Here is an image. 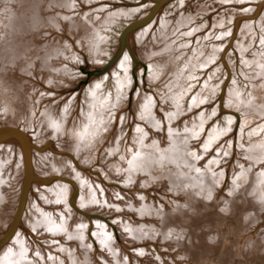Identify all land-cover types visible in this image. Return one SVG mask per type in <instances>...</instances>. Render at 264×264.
Masks as SVG:
<instances>
[{
	"label": "rangeland",
	"instance_id": "obj_1",
	"mask_svg": "<svg viewBox=\"0 0 264 264\" xmlns=\"http://www.w3.org/2000/svg\"><path fill=\"white\" fill-rule=\"evenodd\" d=\"M263 15L264 0H0V85L13 81L22 96L32 95L35 101V107L16 106L20 113H29L12 123L0 106V125L25 128L32 159L28 183L21 141H0L6 150L7 143L17 145L22 171L15 204L7 208L0 227V241L5 240L0 254L19 233L26 245L44 249L47 256L52 251L59 257V246L71 252L78 243L80 252L89 254L88 264H109L100 255L99 222L109 232L111 245L122 252L124 261L118 264H264V200L258 197L264 194V112L251 111L249 103L255 98L264 104ZM254 21L255 30L249 28ZM19 43L33 51L13 57V62L10 48ZM47 56L53 71L39 65ZM33 59L42 73L28 70L35 66ZM49 110L65 121L64 133L49 129L52 124L48 127L44 114ZM255 139L262 143L256 145ZM36 155L43 156L45 171L34 168ZM144 158L153 171L144 169ZM55 161L63 164L61 170L50 168ZM68 164L70 170L64 169ZM247 173L253 179L242 181ZM57 182L64 190L60 199H45L37 192L40 204L35 199L31 208L60 216L72 211L71 230L84 227L90 248L49 230L37 232L25 221L35 186L45 190ZM96 190L103 200L91 202L97 206L84 205ZM143 207L155 213L143 214ZM131 227L142 236L133 235ZM80 255L75 258L83 260Z\"/></svg>",
	"mask_w": 264,
	"mask_h": 264
},
{
	"label": "bare ground",
	"instance_id": "obj_2",
	"mask_svg": "<svg viewBox=\"0 0 264 264\" xmlns=\"http://www.w3.org/2000/svg\"><path fill=\"white\" fill-rule=\"evenodd\" d=\"M243 1V0H242ZM6 5V4H5ZM258 6V8L259 9H261V5H257ZM9 8H11V7H9ZM132 8V7H131ZM137 8V7H136ZM17 10V9H16ZM11 11V10H10ZM15 11V10H14ZM131 11V10H130ZM130 11H128V12H130ZM173 12V11H172ZM32 15V14H31ZM118 15V14H117ZM124 15V14H123ZM12 16H14V15H12ZM17 16V17H16ZM119 16V15H118ZM264 16V15H263ZM15 17L16 18H18V15H15ZM20 17V16H19ZM125 18V17H124ZM12 18H10V20H11ZM160 19V18H159ZM164 19V18H163ZM168 19V18H167ZM263 19V18H262ZM259 20V25H262V21L263 20ZM170 20V19H169ZM168 20V21H169ZM7 21H9V20H7ZM92 21V20H91ZM21 22V21H20ZM87 22V21H86ZM89 22V21H88ZM153 23V22H152ZM169 23V22H168ZM14 24V23H13ZM24 24H26V23H24ZM81 24V23H80ZM87 25V24H86ZM96 25V24H95ZM170 25V24H169ZM26 26V25H25ZM166 26V25H165ZM164 26V27H165ZM171 26V25H170ZM172 26H174V24L172 25ZM264 26V25H263ZM9 27V26H8ZM24 27V26H23ZM159 27V26H158ZM2 28V27H1ZM5 28V27H4ZM26 28V27H25ZM98 28V27H97ZM166 28V27H165ZM173 28V27H172ZM172 28H170V29H172ZM181 27H179V29H180ZM249 28H252L253 30H255L256 28L258 29V27H257V22L256 21H254L253 23H250L249 24ZM30 29V28H29ZM28 29V31H30ZM100 29V28H99ZM147 29V28H146ZM145 29V30H146ZM167 29V28H166ZM166 29H165V31L163 32L162 31V36H166V34L168 33V31H167V33H166ZM169 29V28H168ZM167 29V30H168ZM176 30L178 29V28H175ZM25 30V29H24ZM248 30V29H247ZM2 31V30H1ZM11 31V30H10ZM9 31V32H10ZM40 31H41V29H39V31H38V33H40ZM19 32V31H18ZM35 32H37V31H35ZM101 32H102V30H101ZM149 32V31H148ZM170 32V31H169ZM172 32H173V30H172ZM175 32V31H174ZM7 33V32H6ZM152 34H153V31L151 32ZM247 33V32H246ZM4 34V33H3ZM8 34V33H7ZM9 34H11V33H9ZM23 34V33H22ZM13 35V34H12ZM24 35V34H23ZM26 35H28V34H26ZM154 35V34H153ZM4 36H5V34H4ZM4 36H2V37H4ZM15 36V35H14ZM22 36V35H21ZM33 36L35 37V36H38V34L37 33H35V34H33ZM40 36V35H39ZM155 36V35H154ZM160 36H161V34H160ZM5 37H7V36H5ZM13 37V36H12ZM16 37H18V39H19V36H16ZM15 37V38H16ZM23 37V36H22ZM151 37V36H150ZM168 37H170V36H168ZM1 38V37H0ZM163 38V37H162ZM161 38V39H162ZM180 38V37H179ZM2 39V38H1ZM7 39V38H6ZM12 39V38H11ZM14 39V38H13ZM23 39V38H22ZM40 39V38H39ZM156 39V38H155ZM105 40H106V38H105ZM147 40H149V39H147ZM153 40V39H152ZM5 41V40H4ZM20 41V40H19ZM41 41H42V39H41ZM143 41V40H142ZM155 41V40H154ZM160 41V40H159ZM6 42V41H5ZM153 42V41H152ZM156 42V41H155ZM186 42V41H185ZM31 43V42H30ZM34 43V42H33ZM39 43H41V42H39ZM139 43V42H138ZM142 43V42H141ZM143 43H145V42H143ZM147 43V42H146ZM157 43V42H156ZM169 43V42H168ZM173 43V42H172ZM0 44H3V43H1L0 42ZM101 44V43H100ZM99 44V45H100ZM239 44V43H238ZM35 45V44H34ZM152 45V44H151ZM155 45V44H154ZM168 45V44H167ZM5 46H7L6 44H5ZM41 46V45H40ZM102 46V45H101ZM1 47V46H0ZM32 47H34V46H32ZM38 47V46H37ZM5 48V47H4ZM36 48V47H35ZM47 48V47H46ZM100 48V47H99ZM156 48H158L157 46H156ZM240 48L243 50V48L240 46ZM9 49V48H8ZM43 49H44V47H43ZM50 49V48H49ZM10 50H12V52L10 51ZM10 56H12L11 57V60L13 61L14 59H13V57L15 58V59H17L16 57H19V56H21V54H25L24 56H28L30 53H32V49L30 48V45H28V44H25V43H19V44H17V45H15V46H13V47H11L10 48ZM46 50V49H45ZM105 50V49H104ZM147 50H148V48H147ZM161 50H162V48H161ZM8 51V52H9ZM52 51V50H51ZM166 51V50H165ZM45 52V51H44ZM47 52H49V51H47ZM148 52V51H147ZM175 52V51H174ZM53 53V52H52ZM52 53H50V56L52 55ZM140 53H142V52H140ZM145 53V52H144ZM44 55V54H43ZM47 55V54H46ZM49 55V54H48ZM139 55H141V54H139ZM152 55V54H151ZM155 55V54H154ZM167 55V54H166ZM175 55V54H174ZM173 55V56H174ZM34 56H36V54L34 55ZM45 56V55H44ZM142 56V55H141ZM258 56V55H257ZM260 56V55H259ZM258 56V57H259ZM21 57H23V56H21ZM37 57H42V56H36V58ZM168 57V56H167ZM4 58V57H3ZM33 58V57H32ZM35 58V57H34ZM49 58L50 57H48L47 56V60L46 59H44L45 61L44 62H41V64H39L40 66H42V68H43V66H46L48 69L50 68V70H52V64H50V62H49ZM158 58V57H157ZM161 58V57H160ZM176 58V57H175ZM23 59V58H22ZM54 59V58H53ZM264 59V58H263ZM35 62H36V60L35 59H33ZM38 60H41V58L40 59H38ZM38 60H37V62L36 63H34L35 64V66H33L34 68H32V64L31 65H29V67H28V70L29 71H31V72H35L36 73V70L38 69L37 67H39V65H37V63H38ZM51 60V59H50ZM155 60H157V59H155ZM249 60V59H248ZM11 61V62H12ZM42 61V60H41ZM175 61V60H174ZM258 61V60H257ZM1 62V61H0ZM3 62V61H2ZM10 62V61H9ZM14 62V61H13ZM25 62V61H24ZM164 62V61H163ZM31 63V62H30ZM40 63V62H39ZM4 64V63H3ZM27 64V63H26ZM172 64V63H171ZM246 64V63H245ZM252 64V63H251ZM260 64H261V66L263 65L264 66V64H263V62H262V60L260 59ZM259 64V65H260ZM27 65V66H28ZM128 65V64H127ZM21 66V65H20ZM51 66V67H50ZM126 66V65H125ZM169 66H171V65H169ZM5 67V66H4ZM23 67V66H22ZM26 67V66H25ZM25 67H23V68H25ZM128 67V66H127ZM260 67V66H259ZM258 67V68H259ZM1 68V67H0ZM42 68H40V69H38L40 72H41V69ZM46 68V69H47ZM261 68V67H260ZM54 69V68H53ZM184 69V68H183ZM37 70V71H38ZM43 70H45V69H43ZM49 70V71H50ZM3 71V70H2ZM53 71V70H52ZM51 71V72H52ZM54 71H55V69H54ZM126 71H127V69H126ZM1 72V71H0ZM8 72V71H7ZM43 72V71H42ZM41 72V73H42ZM45 72H48L47 70H45ZM175 72V71H174ZM9 73V72H8ZM261 73H262V75H263V77H264V67H262L261 68ZM1 74V73H0ZM40 74V73H39ZM49 74V73H48ZM53 74V73H52ZM51 74V75H52ZM177 74V73H176ZM29 75V74H28ZM31 75V74H30ZM29 75V76H30ZM186 75V74H185ZM19 76V75H18ZM17 76V77H18ZM42 76V75H41ZM47 76V75H46ZM49 76V75H48ZM261 76V75H260ZM0 77H1V75H0ZM8 77V76H7ZM16 77V76H15ZM22 77V76H21ZM20 77V78H21ZM43 77V76H42ZM50 77V76H49ZM54 77V76H53ZM124 77H127V76H124ZM14 78V77H13ZM180 78H182L181 76H180ZM259 78H261V77H259ZM16 79V78H15ZM18 79V78H17ZM47 79V78H46ZM52 78H50V80H51ZM263 79V78H262ZM10 80V79H9ZM27 80H28V78H27ZM30 80V79H29ZM127 80V79H126ZM49 81V80H48ZM13 82V81H12ZM11 82V83H12ZM52 82V81H51ZM55 82V81H54ZM7 84V83H5V82H3L1 85H0V87H3V89H1L0 90V93H1V97L0 98H2L1 100H3L4 102V104L2 103V104H0V106L1 105H3L2 107L4 108L5 107V110L3 109V111H4V115L8 118L7 120H9L10 119V122L12 123V122H17L21 117L23 118V117H26L27 116V114L29 113V112H27V110L23 113H20L19 111L20 110H18L19 108L18 107H16V106H18L19 104H21V105H23V107H26L27 105H29V108L32 106V105H34L35 104V101L33 102L31 99L32 98H30L32 95H31V92H30V94H28V95H31L30 97L28 96V97H24V95L22 96L21 94V92H18V88H20V87H18V88H16L17 87V85H15V84ZM95 84V83H94ZM3 85V86H2ZM35 85V84H34ZM5 86V87H4ZM15 86V87H14ZM18 86H21V84L19 85L18 84ZM27 86V85H26ZM214 86V85H213ZM12 87V88H11ZM117 87V86H116ZM263 87V86H262ZM262 87H261V89H262ZM92 89V88H91ZM90 89V90H91ZM118 89V88H117ZM216 89V88H215ZM22 90V89H21ZM24 90V89H23ZM33 90L35 91V89L33 88ZM263 90V89H262ZM20 91V90H19ZM25 91H27V89H25ZM33 91V92H34ZM94 90H92V92H93ZM28 92V93H29ZM92 92H90L89 91V93H91L92 94ZM97 92H99V91H96V94L94 93V95H96L97 96V94H98V97H99V93H97ZM102 92V91H101ZM262 92H264V90L262 91ZM21 93V94H20ZM37 93V92H36ZM256 93V92H255ZM258 93V92H257ZM26 94V93H25ZM40 94V93H39ZM90 94V95H91ZM238 94V93H237ZM236 94V95H237ZM34 95V94H33ZM105 95V94H104ZM36 96V95H35ZM92 96H93V94H92ZM95 96V97H96ZM103 96V95H102ZM202 96V95H201ZM98 97H97V100H98ZM105 97V96H104ZM103 97V98H104ZM116 97V96H115ZM240 97V96H239ZM253 97H255V96H253ZM260 97V96H259ZM43 98V97H42ZM94 98V97H93ZM117 98V97H116ZM148 98V97H147ZM261 98V97H260ZM264 98V97H263ZM41 99V98H40ZM39 99V100H40ZM95 99V98H94ZM93 99V100H94ZM150 99V98H149ZM148 99V100H149ZM246 99V98H245ZM245 99H244V96L243 97H240V101L242 102V101H245ZM34 100V99H33ZM35 100H37V99H35ZM100 100V99H99ZM142 100V99H141ZM261 100V99H260ZM264 100V99H263ZM32 101V102H31ZM41 101V100H40ZM90 101V100H89ZM152 101V100H151ZM262 101V100H261ZM99 102V101H98ZM143 102V101H142ZM153 102V101H152ZM263 102V101H262ZM95 103H96V101H95ZM146 103H148V102H146ZM196 103V102H195ZM249 103H250V106L252 107V108H254V109H251V111L252 110H256V111H258V112H264V109L262 108L263 106H264V104L263 103H261L260 101L258 102V100H256L255 98H253L252 100H250L249 101ZM105 104V103H104ZM31 105V106H30ZM95 105V104H94ZM150 105H155V104H150ZM149 105V106H150ZM263 105V106H262ZM92 106V105H91ZM144 106V105H143ZM148 106V105H147ZM34 107H35V105H34ZM1 108H0V110H1ZM16 108H18V109H16ZM22 108V107H21ZM28 108V109H29ZM89 108V107H88ZM88 108H86V109H88ZM149 108V107H148ZM151 108V107H150ZM146 108H144V110H145ZM100 111V110H99ZM151 111H153V110H151ZM254 112V111H253ZM97 113V112H96ZM152 113V112H151ZM45 114V118H47L48 120L46 121V124L48 125V127H49V125H50V123L52 124L51 125V127H49V129L51 128L52 129V131L54 132L53 134H55V133H57L58 134V132L60 131V132H62L63 131V133L65 132V128H64V126L66 125V124H64L65 123V121H63L62 119L59 121L57 118V120L55 119V117H56V112H54V110H49V112L47 111L46 113H44ZM43 114V115H44ZM58 114V113H57ZM142 114V113H141ZM23 115V116H22ZM144 115V114H143ZM154 115V114H153ZM2 116V115H1ZM259 116V115H258ZM5 117V118H6ZM104 117V116H103ZM264 117V116H263ZM54 118V119H53ZM66 118V117H65ZM151 118V117H150ZM3 119V118H2ZM33 119V118H32ZM54 121V122H52V120ZM64 119V118H63ZM144 119V118H143ZM156 119V118H155ZM17 120V121H16ZM66 120V119H65ZM98 120V119H97ZM101 120H102V118H101ZM110 120V119H109ZM146 120V119H145ZM100 121V120H99ZM48 122V123H47ZM30 123V122H29ZM94 123V122H93ZM97 123V122H96ZM124 123V122H123ZM158 123V122H157ZM9 124V123H8ZM44 124V123H43ZM101 124V123H100ZM27 125H29V124H26V126ZM69 125V124H68ZM108 125V124H107ZM160 125V124H159ZM172 125V124H171ZM30 126V125H29ZM98 126V125H97ZM263 126V125H262ZM70 127V126H69ZM78 127V126H77ZM99 127V126H98ZM24 128V127H23ZM64 128V129H63ZM194 128V127H193ZM94 129V128H93ZM173 129V128H172ZM262 129V128H261ZM24 130H25V128H24ZM39 130V129H38ZM162 130V129H161ZM263 130V129H262ZM70 131V130H69ZM68 131V132H69ZM74 131V130H73ZM180 131V130H179ZM250 131H252V130H250ZM40 132V131H39ZM50 132V131H49ZM174 132V131H173ZM176 132V131H175ZM178 132V131H177ZM183 132V131H182ZM254 132V131H253ZM259 132H260V130H259ZM259 132H257V134L259 133ZM52 133V132H51ZM184 133V132H183ZM62 134V133H61ZM79 134V133H78ZM149 134V133H148ZM156 134V133H155ZM179 134V133H178ZM185 134V133H184ZM218 134V133H217ZM249 134V133H248ZM250 134H252V133H250ZM37 135V134H36ZM50 135V134H49ZM185 135H187V134H185ZM241 135V134H240ZM245 135H247V134H245ZM253 135V134H252ZM255 135H256V133H255ZM174 136H175V134H174ZM178 136V135H177ZM244 136V135H243ZM242 136V137H243ZM78 137V136H77ZM156 137V136H155ZM176 137V136H175ZM186 137V136H185ZM214 137V136H213ZM216 137V136H215ZM247 138H249L248 136H246ZM253 137V136H252ZM251 137V138H252ZM151 138V137H150ZM244 138V137H243ZM257 138V137H256ZM261 138V137H260ZM189 139V138H188ZM262 139V138H261ZM260 139V140H261ZM77 140V139H76ZM165 141V140H164ZM182 141V140H181ZM244 141V140H243ZM249 141V140H248ZM60 142V141H59ZM160 142V141H159ZM186 142H188V144H189V141H186ZM185 142V143H186ZM246 142V141H245ZM255 144L256 145H258L257 143L259 142V139H258V141H256V139H255ZM262 142H263V139H262ZM261 141L259 142V144H261L262 143ZM97 143V142H96ZM183 143V142H182ZM251 143H253V142H251ZM5 142L3 143V144H0V227L4 224L3 223V221H4V216H5V212H6V210H7V208H10L11 206L10 205H12L11 203H14V196H15V192H16V190H17V188L15 189V186L18 184V182H19V179H20V177H21V162H20V159H19V153H18V147H17V145L16 144H14V143H7L8 144V146H7V150L5 149ZM243 144H244V142H242V147H243ZM248 144V143H247ZM97 145V144H96ZM160 145V144H159ZM185 145V144H184ZM235 145V144H234ZM253 144H251L250 145V143L248 144V146H252ZM187 146V145H186ZM230 146V145H229ZM254 146V145H253ZM260 146V145H259ZM263 147V149H262V147ZM261 149H259L260 147H255L256 149H259V150H261L262 152L264 151V142L261 144ZM96 147V146H95ZM225 147V146H224ZM241 148V147H240ZM247 148H249V147H247ZM19 149H21V148H19ZM74 149V148H73ZM144 149V148H143ZM229 149V148H228ZM230 149H231V147H230ZM251 149V148H250ZM256 149H254V151L256 150ZM112 150H114V149H112ZM172 151H179L178 149L176 150V149H171ZM170 150V151H171ZM249 150V149H248ZM146 151V150H145ZM150 151V150H149ZM165 151V150H164ZM228 151V150H227ZM244 152H246V151H244ZM256 152V151H255ZM156 153H158V152H155V154ZM160 153H161V151H160ZM162 153H163V151H162ZM231 153V152H230ZM248 153H249V151H248ZM247 153V155H250V154H252L253 152H250L249 154ZM257 153V152H256ZM261 153V152H260ZM42 154V153H41ZM40 154V155H41ZM91 154H93V153H91ZM101 154V153H100ZM142 154V153H141ZM169 154H170V152H169ZM169 154H166V155H169ZM222 154V153H221ZM220 154V155H221ZM254 154V153H253ZM259 154V153H258ZM40 155H36V156H34V160H33V163H35V165H34V168H36V170L38 171H40V170H42V157L43 156H40ZM43 155V154H42ZM139 155V154H138ZM162 155V154H161ZM176 155H177V153L176 152H171V154L169 155L170 157H176ZM257 155V154H256ZM264 155V154H263ZM146 156V155H145ZM153 156H154V154H153ZM215 156V155H214ZM230 156V155H229ZM243 156H246V155H243ZM258 157H259V155H257ZM45 157V156H44ZM48 157V156H47ZM100 157V156H99ZM140 157H144V156H140ZM139 157V158H140ZM151 157V156H150ZM164 157V156H163ZM162 157V158H163ZM169 157V158H170ZM248 157V156H247ZM257 157V158H258ZM52 158V157H51ZM157 158V157H156ZM168 158V159H169ZM228 158V157H227ZM235 158V157H234ZM249 158H250V156H249ZM58 159V158H57ZM136 159V158H135ZM166 159V158H165ZM222 159V158H221ZM251 159H252V157H251ZM32 160V159H31ZM31 160H29L28 159V155H27V157H25L24 156V160H23V170H25V173H26V175H27V177H29V175H31V170H32V166H31ZM148 160V159H147ZM146 160V158H144V169L145 170H148L149 168L151 169V167H150V165H149V163H148V161ZM154 160V159H153ZM160 160V159H159ZM219 160V159H218ZM228 160V159H227ZM51 161H53V160H51ZM66 161V160H65ZM139 161H141V160H139ZM157 161V160H156ZM233 161H234V159H233ZM262 161V160H261ZM56 162V161H55ZM55 162H53V163H55ZM59 162V161H58ZM56 162V164H50L51 165V169H54V168H56V169H60L61 168V166L63 165V164H59V163H61V162ZM64 162V161H63ZM62 162V163H63ZM154 162V161H153ZM162 162V161H161ZM163 162H165V161H163ZM216 162V161H215ZM244 162V161H243ZM252 162H253V160H252ZM256 162V161H255ZM255 162H253V163H255ZM52 163V162H51ZM204 163V162H203ZM223 163V162H222ZM233 163V162H232ZM235 163V162H234ZM237 163V162H236ZM257 163H260V162H258V160H257V162H256V165H258ZM164 164V163H163ZM162 164V165H163ZM241 164H244V163H241ZM240 164V165H241ZM263 164V163H262ZM53 165V166H52ZM65 165V164H64ZM134 165H135V162H134ZM138 165V164H137ZM211 165V164H210ZM218 165V164H217ZM253 165V164H252ZM255 165V166H256ZM264 165V164H263ZM263 165H261V167H259V168H262V166ZM49 166V165H48ZM68 166H70L69 164L64 168V169H67V170H70V169H68L67 167ZM129 166V165H128ZM127 166V167H128ZM141 166V165H140ZM149 166V168L147 169V167ZM159 166H160V164H159ZM166 166V165H165ZM259 166V165H258ZM45 165H44V168H43V170L45 169ZM53 167V168H52ZM63 167V166H62ZM166 167H168V166H166ZM251 167V166H250ZM257 167V166H256ZM48 168V167H47ZM49 168V169H50ZM129 168H131V167H129ZM162 168H163V166H162ZM253 168H254V166H253ZM252 168V169H253ZM258 168V167H257ZM258 168V169H259ZM63 169V170H64ZM138 169V168H137ZM142 169H143V167L141 168V171H142ZM165 169V168H164ZM263 170H264V167L262 168ZM61 170V169H60ZM152 170V169H151ZM45 171V170H44ZM57 171V170H56ZM127 171V170H126ZM153 171V170H152ZM245 171V170H244ZM244 171H242V172H244ZM24 172V171H23ZM46 172H49V171H46ZM51 172V171H50ZM52 172H53V170H52ZM250 172V171H249ZM40 173V172H39ZM55 173V172H54ZM57 173V172H56ZM145 173H147V172H145ZM149 173V172H148ZM164 173H165V171H164ZM163 173V174H164ZM245 173V172H244ZM264 173V172H263ZM43 174H45V172L43 173ZM151 174V173H150ZM257 174H260V173H257ZM165 175V174H164ZM255 175V174H254ZM257 176V175H256ZM26 177V178H27ZM83 176H80L79 177V179H81ZM262 177H263V175H262ZM258 178H260V176L258 177ZM251 179H253L252 178V175H250V173H247L246 174V176H245V178H243L242 179V181L243 180H245V181H250ZM58 180V179H57ZM152 180V179H151ZM170 180V179H169ZM174 180V179H173ZM264 180V179H263ZM81 181V180H80ZM82 181H84V180H82ZM160 181V180H159ZM257 181V184H258V180H256ZM255 181V182H256ZM150 182V181H149ZM261 183H262V179H261V181H260ZM259 182V183H260ZM264 182V181H263ZM139 183V182H138ZM250 183V182H249ZM19 185V184H18ZM261 185V184H260ZM35 186V185H34ZM89 186H92V184H90ZM242 187V186H241ZM262 187V186H261ZM41 187H39V186H35V188H34V190H33V192H32V198H31V200H30V203H29V209H28V211H27V213H26V219H25V221L27 220V221H29V225L32 227V228H34L37 232H41L42 230H45V231H51V232H53V235L54 234H57V236H60L62 239H65V238H68V239H71V240H77L79 243H81V244H84L85 246H87V245H89V243H88V239L86 240V237H85V233L83 232V229L82 228H84V227H82L81 228V231L80 230H77L78 232H73L71 229L73 228V224H75L74 222V219H72V216H73V214H72V211H68V213H67V215L65 214V213H63L62 214V216H60V215H54V214H51L50 212H47V213H38V211L36 212V210L34 211V208L32 209L31 208V203L33 202V200H35V199H37V204L36 205H38L39 206V204H40V198L39 197H35L34 195L38 192L39 193V195L40 196H45L44 198L45 199H53V200H56V199H60V196H62L63 194V192H61L62 190H63V187H62V184H59V182H57L56 184H54V185H52V186H49V187H47V188H45V190L43 189V190H41L40 189ZM44 188V187H43ZM92 188V187H91ZM95 188V187H94ZM257 189H258V187H257ZM263 189V188H262ZM15 190V191H14ZM95 190V189H94ZM18 191V190H17ZM64 191V190H63ZM92 191V190H91ZM97 191V190H96ZM61 192V193H60ZM258 193V192H257ZM255 194L256 196L258 195V194ZM260 193V192H259ZM102 195V194H101ZM100 195V192H98L97 191V193L95 192L93 195H92V198L91 199H93L92 201H91V199H87L85 202H83V204L84 205H89L91 202H93L94 200H97V199H99V201H101V200H103L102 199V196ZM146 197V196H145ZM258 197L260 198V200L261 201H263L264 200V194L261 196V195H258ZM16 198V197H15ZM126 198H128V197H126ZM147 198V197H146ZM58 199V200H59ZM62 199H63V197H62ZM106 200H107V198H106ZM90 201V202H89ZM98 201V200H97ZM108 201V200H107ZM95 203H97V202H95ZM95 203H91L93 206H97V205H95ZM105 203V202H104ZM15 204V203H14ZM123 204V203H122ZM125 204V203H124ZM134 204H135V202H134ZM37 206V207H38ZM91 206V205H90ZM137 207V206H136ZM146 207H147V205H146ZM39 208V207H38ZM132 208V207H131ZM144 208V207H143ZM40 210V209H39ZM45 210V209H44ZM47 210V209H46ZM107 210V209H106ZM41 211V210H40ZM43 211V210H42ZM142 211H143V214L145 213V214H153V213H155L154 212V209L152 208V207H149V209L147 208V209H142ZM159 211H161V210H159ZM9 212H11V211H9ZM38 213V214H37ZM158 213V212H157ZM161 213V212H160ZM44 215V216H43ZM7 216V215H6ZM24 217V216H23ZM76 220V219H75ZM26 221V222H27ZM80 221H82V220H80ZM122 222V221H121ZM123 223V222H122ZM126 223V222H125ZM83 224V223H82ZM129 224H131V223H129ZM83 226V225H82ZM124 226H125V224H124ZM77 228H80L79 226L77 227ZM126 228V227H125ZM132 228V227H131ZM134 228V229H133ZM132 229L133 230H131L132 231V233H133V235H135V236H142V231L140 230V231H138L137 229V227H136V229H135V227H133ZM147 228V227H146ZM107 229L100 223L99 224V222H98V226H97V229H96V235H97V237H99L100 239H101V241H102V243H101V248L102 249H104V251H101L100 252V255L104 258V260H106L109 264H118V263H123V262H121V261H124V259L123 260H120V259H122L123 257H122V252L121 251H118V249L114 246H112L111 245V239H110V237H109V232H107L106 231ZM23 231V230H22ZM128 231V230H127ZM151 232V231H150ZM148 233L149 234V236H151L150 234L152 233ZM44 233V232H43ZM52 234V233H51ZM50 234V235H51ZM146 234V233H145ZM17 235V234H16ZM22 235H25V234H22ZM89 235V234H88ZM13 236H15V235H13ZM111 236V235H110ZM130 237V236H129ZM14 238V237H13ZM47 237H45V239H46ZM111 238H112V236H111ZM131 238V237H130ZM15 240H13V242L12 243H10V245L8 246V247H6L2 252H1V254H0V262L3 264V262H6V264L8 263V264H33V263H31L27 258H31V257H34V259L36 260V262H34V264L36 263V264H69L70 262H71V264H88L89 263V254H87L86 252V254L84 253V251H83V249H82V251L83 252H80L81 250L77 247L78 245V243L76 244L75 243V246L74 247H70L71 249V252L69 251V252H67V251H64V250H62L63 248H61V246H59L58 247V249H61V250H59L60 252H61V254L59 253V257H58V253L56 254L55 252V254H53V252L51 251H49L50 252V257H48L46 254V252L44 251V249H41V248H38L37 249V247H36V249H37V254L36 255H31V253H33V252H35L33 249H32V245H30V246H28V245H26V238L25 237H23L22 238V236H21V234H19L18 233V235L14 238ZM52 239V238H51ZM48 240H50V239H48ZM56 240V239H55ZM60 240V239H59ZM58 240V241H59ZM142 240V239H141ZM28 241V240H27ZM61 243V242H60ZM69 243V242H68ZM92 243V242H91ZM90 243V244H91ZM29 244V243H28ZM87 244V245H86ZM69 245V244H68ZM99 246V245H98ZM97 246V248H99ZM40 247V246H39ZM88 248H90V246H87ZM86 247V248H87ZM4 248V247H3ZM33 248H35V247H33ZM46 248V247H45ZM69 248V247H68ZM28 250H30V253L28 252ZM73 251V252H72ZM88 251H89V249H88ZM92 252V251H91ZM109 252V253H108ZM143 252V251H142ZM89 253V252H88ZM95 253V252H94ZM140 253V252H139ZM145 253V252H144ZM80 254H84V256H85V258L82 260V257H81V260H80V258H79V256H81ZM142 254V253H141ZM140 254V255H141ZM77 255H79L78 256V259L80 260H78L77 258H75V257H77ZM92 255V254H91ZM108 255V258H110V260L106 257ZM58 257V258H57ZM77 259V260H76ZM128 259V258H127ZM126 259V260H127ZM18 260H20L19 262H18ZM93 260V259H92ZM94 261V260H93ZM138 261V260H137ZM145 261V260H144ZM91 262V261H90ZM0 263V264H1ZM138 263V262H137ZM90 264H92V262L90 263Z\"/></svg>",
	"mask_w": 264,
	"mask_h": 264
},
{
	"label": "water",
	"instance_id": "obj_3",
	"mask_svg": "<svg viewBox=\"0 0 264 264\" xmlns=\"http://www.w3.org/2000/svg\"><path fill=\"white\" fill-rule=\"evenodd\" d=\"M12 137H15L16 139L21 141V143L24 147V150H25V157H27V155H28V159L30 160L31 143H30V139H29L28 135L24 132V130H22L18 126L11 125V124L0 125V141H4V140L12 138ZM30 177H31V175H29V177H28V180H27L28 183L30 181ZM25 193H26V191L24 192V195H22L21 208H22V205H23V202L25 199ZM21 208H20V211H21ZM19 212H18V218H19L20 213H21V212L20 213ZM18 218H17V220H18ZM14 229L15 228H13V230L10 232V234H8L6 239L12 235ZM4 241H5L4 239L1 240L0 244Z\"/></svg>",
	"mask_w": 264,
	"mask_h": 264
}]
</instances>
